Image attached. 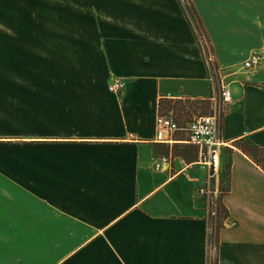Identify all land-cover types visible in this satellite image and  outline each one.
Masks as SVG:
<instances>
[{
	"label": "crops",
	"instance_id": "crops-1",
	"mask_svg": "<svg viewBox=\"0 0 264 264\" xmlns=\"http://www.w3.org/2000/svg\"><path fill=\"white\" fill-rule=\"evenodd\" d=\"M193 1L232 96L219 264H264V169L236 146L264 147V62L243 67L264 48V10ZM3 12L0 264H208L199 148L184 131L156 138L172 101L220 98L180 1L4 0Z\"/></svg>",
	"mask_w": 264,
	"mask_h": 264
},
{
	"label": "built area",
	"instance_id": "built-area-1",
	"mask_svg": "<svg viewBox=\"0 0 264 264\" xmlns=\"http://www.w3.org/2000/svg\"><path fill=\"white\" fill-rule=\"evenodd\" d=\"M202 49L205 54L208 64L211 79L214 83L215 90L220 89V98H217L213 103V112L207 115L194 116L187 121L181 122L173 113H159L156 116V138L160 141L169 142L172 136L179 131H184L188 134V142L196 145L200 152V165L207 170L206 179L201 182L196 188V194L203 197L208 205L210 232L213 231V219L217 220L220 215V195L223 194L222 188H219L215 183L219 180L223 168L222 163V147L225 142L221 140L220 132L222 125V117L226 105L232 100L229 84L224 81L223 70L214 62V54L210 43L206 37L197 31ZM264 62V48L254 50L243 62V67L247 70L255 69ZM126 87L124 79L112 76L108 89L110 92L121 94ZM170 162V158L164 156L156 167L159 169L162 164ZM212 247L209 246L208 258L211 261L210 255Z\"/></svg>",
	"mask_w": 264,
	"mask_h": 264
},
{
	"label": "trees",
	"instance_id": "trees-1",
	"mask_svg": "<svg viewBox=\"0 0 264 264\" xmlns=\"http://www.w3.org/2000/svg\"><path fill=\"white\" fill-rule=\"evenodd\" d=\"M182 6V9L188 18L193 30L196 33L197 39L199 44L202 47V44L200 42L199 36L197 31H200L208 40L210 43V38L208 35V32L204 26L203 20L196 8V5L193 0H179ZM211 46V44H210ZM212 48V46H211ZM182 101V100H181ZM189 105L184 108L185 109H193L194 107L197 108L201 104H205L206 107L213 106L212 102L207 99H197V100H191L187 99ZM211 104V105H210ZM183 109V111L185 110ZM213 112V109L211 110ZM236 146L240 148L243 152H245L247 155H249L258 165H260L264 169V147L255 144L251 140L248 139H242L236 142ZM226 173L228 177H230V168H231V161L228 159L226 162ZM229 189V188H228ZM227 190V189H224ZM229 212L227 207L222 203H220V215L217 218V220L213 219V231L209 232V238H208V245L212 248H215L216 252H218L219 249V241H220V229L225 225V219L228 217ZM208 264H219V257L216 255L215 262L211 259V261H208Z\"/></svg>",
	"mask_w": 264,
	"mask_h": 264
},
{
	"label": "rangeland",
	"instance_id": "rangeland-1",
	"mask_svg": "<svg viewBox=\"0 0 264 264\" xmlns=\"http://www.w3.org/2000/svg\"><path fill=\"white\" fill-rule=\"evenodd\" d=\"M230 4L235 3L237 6L238 11L240 9H244L246 10L248 13L251 14V16L253 17V19L255 20H260L261 14H262V9L264 10V0H229ZM185 2V0H184ZM3 7H4V0H0V21H4V12H3ZM240 66V65H237ZM4 88V79L0 78V89ZM2 96H0L1 98ZM188 101L187 100H176V101H172L171 103V107L167 108L166 110H164V113H170L171 111H173V114L180 120H184V119H190L192 117L199 116V115H207V114H211L212 113V109L213 107H206V105L203 103L201 104L199 107L197 108H193L191 110L189 109H185L184 106L188 108ZM211 105V104H210ZM183 109H185L183 111ZM2 113V112H1ZM4 146V145H3ZM0 149H5L4 147H0ZM12 149V148H9ZM229 154V150L227 148H225V155ZM224 169H223V173H222V179L224 181L225 185H228L229 181H228V175L226 173V162H227V158L224 159ZM213 262H215L216 259V255L217 252L215 250V248L212 249L211 253H210Z\"/></svg>",
	"mask_w": 264,
	"mask_h": 264
}]
</instances>
